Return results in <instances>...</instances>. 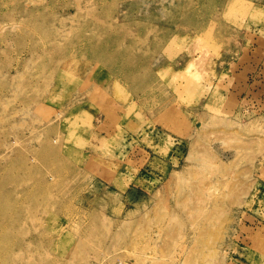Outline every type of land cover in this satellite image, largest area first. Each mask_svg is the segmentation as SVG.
Returning <instances> with one entry per match:
<instances>
[{
    "label": "rangeland",
    "instance_id": "374dc122",
    "mask_svg": "<svg viewBox=\"0 0 264 264\" xmlns=\"http://www.w3.org/2000/svg\"><path fill=\"white\" fill-rule=\"evenodd\" d=\"M262 58L264 0H0V264H264Z\"/></svg>",
    "mask_w": 264,
    "mask_h": 264
},
{
    "label": "crops",
    "instance_id": "0c3cea01",
    "mask_svg": "<svg viewBox=\"0 0 264 264\" xmlns=\"http://www.w3.org/2000/svg\"><path fill=\"white\" fill-rule=\"evenodd\" d=\"M261 61H263V63H264V60H263V58L261 59ZM253 63H256V62L254 61ZM256 66H257V65H256Z\"/></svg>",
    "mask_w": 264,
    "mask_h": 264
},
{
    "label": "bare ground",
    "instance_id": "6f19581e",
    "mask_svg": "<svg viewBox=\"0 0 264 264\" xmlns=\"http://www.w3.org/2000/svg\"><path fill=\"white\" fill-rule=\"evenodd\" d=\"M80 78H81V76H80Z\"/></svg>",
    "mask_w": 264,
    "mask_h": 264
}]
</instances>
